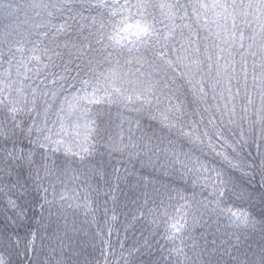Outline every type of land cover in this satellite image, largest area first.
I'll use <instances>...</instances> for the list:
<instances>
[{
    "label": "snow or ice",
    "instance_id": "6c2138e0",
    "mask_svg": "<svg viewBox=\"0 0 264 264\" xmlns=\"http://www.w3.org/2000/svg\"><path fill=\"white\" fill-rule=\"evenodd\" d=\"M0 264H264V0H0Z\"/></svg>",
    "mask_w": 264,
    "mask_h": 264
}]
</instances>
